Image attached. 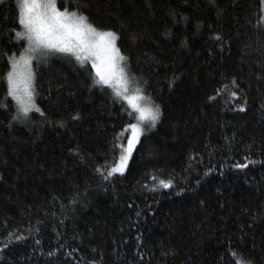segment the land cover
Wrapping results in <instances>:
<instances>
[{"label": "trees", "instance_id": "trees-1", "mask_svg": "<svg viewBox=\"0 0 264 264\" xmlns=\"http://www.w3.org/2000/svg\"><path fill=\"white\" fill-rule=\"evenodd\" d=\"M58 7L117 33L160 118L105 179L136 111L88 62L51 55L33 64L40 111L19 115L5 76L25 42L17 0H0V264H264L260 0Z\"/></svg>", "mask_w": 264, "mask_h": 264}, {"label": "snow or ice", "instance_id": "snow-or-ice-1", "mask_svg": "<svg viewBox=\"0 0 264 264\" xmlns=\"http://www.w3.org/2000/svg\"><path fill=\"white\" fill-rule=\"evenodd\" d=\"M264 5V0H260ZM17 15L20 31L15 33L16 38L26 41L25 49L19 59L11 61L12 71L7 74L8 95L12 96L18 105L19 115H27L30 109L36 107L33 101L31 61L37 54L66 53L71 54L83 66L91 61L95 70V82L108 85L113 79L117 83L124 82L125 69L121 62L125 57L117 47V33L112 30H99L88 22V18L76 11H63L57 7V0H17ZM95 57V58H93ZM100 63H97V61ZM27 69L26 73L23 71ZM117 96H123L132 108L138 113L137 123L126 125L131 129L127 145H119L120 155L112 167L108 168V176L113 173H123L128 164L133 148L143 131L141 123L145 120L155 126L160 118L159 106H141L136 101L144 99L143 94L137 91L136 96L123 95L119 88L114 89ZM236 96V92H231ZM211 99V97H209ZM243 109V105L239 106ZM131 115V113H129ZM16 118H19L17 116ZM75 119V117H74ZM116 147V146H114ZM235 167L243 168L244 164ZM97 171H102L99 167ZM172 184L169 179L157 180L152 187L168 188ZM19 239V237H17ZM236 264H243L237 260Z\"/></svg>", "mask_w": 264, "mask_h": 264}, {"label": "rangeland", "instance_id": "rangeland-1", "mask_svg": "<svg viewBox=\"0 0 264 264\" xmlns=\"http://www.w3.org/2000/svg\"><path fill=\"white\" fill-rule=\"evenodd\" d=\"M58 1L59 0H57V7H58ZM65 1V0H64ZM67 1V0H66ZM60 10H64L65 8H60V7H58ZM68 11H73V10H69V9H67ZM25 42V44H24V49H25V45H26V41H24ZM24 51V50H23ZM20 55H21V53L20 54H18V55H16V56H14V57H12V59H11V61L13 60V59H19V57H20ZM51 55H66V56H70V57H73V58H75L74 56H72L71 54H66V53H50V54H47V55H44V54H37L35 57H34V59L31 61V72H32V91H33V101H34V103H35V100H34V98H35V91H34V86H33V83H34V70H33V68H34V66H33V64H34V61L35 60H43V59H46V58H48L49 56H51ZM93 58H95V57H93ZM86 62H88L91 66H92V63H91V61H86ZM97 63H100V61L98 60L97 61ZM121 66L125 69V67L123 66V61L121 62ZM94 70V69H93ZM10 71H12V64H10V69H9V71L6 73V76H5V79H6V83H7V87H8V81H7V74L10 72ZM25 73H26V71H27V69H24L23 70ZM94 72H95V70H94ZM108 85H110L111 87H113L114 89H116V88H119L120 89V91L123 93V95H127V96H130V97H132V96H136L137 95V91L139 90V88L134 84V81H133V79L128 75V72H127V70L125 69V77H124V82H122V83H117L116 82V80L115 79H113L112 81H111V83L110 84H108ZM139 92L140 93H142L140 90H139ZM7 94H8V90H7ZM9 97H11L13 100H14V102H15V104H16V106H17V110H18V105H17V102H16V100L12 97V96H10V95H8ZM137 103H139L141 106H151V107H153L154 108V106H152L148 101H146V99L144 98V99H141V100H138V101H136ZM129 104V103H128ZM129 106L131 107V105L129 104ZM132 108V107H131ZM34 109V108H33ZM33 109H30V111L31 110H33ZM132 109H134V108H132ZM135 110V109H134ZM29 111V112H30ZM136 111V110H135ZM137 113V112H136ZM29 114V113H28ZM137 115H138V113H137ZM21 116H27V115H21ZM138 122V121H137ZM136 122V123H137ZM141 123V127H142V129H144L146 126H148V125H150L151 124V122L150 121H148V120H145V121H143V122H140ZM129 135H131V129L129 128V130H128V134H127V140H128V136ZM137 143V142H136ZM127 145V141H126V144H125V146ZM126 167V166H125ZM243 264H247V263H243Z\"/></svg>", "mask_w": 264, "mask_h": 264}, {"label": "bare ground", "instance_id": "bare-ground-1", "mask_svg": "<svg viewBox=\"0 0 264 264\" xmlns=\"http://www.w3.org/2000/svg\"><path fill=\"white\" fill-rule=\"evenodd\" d=\"M10 63V62H9Z\"/></svg>", "mask_w": 264, "mask_h": 264}]
</instances>
